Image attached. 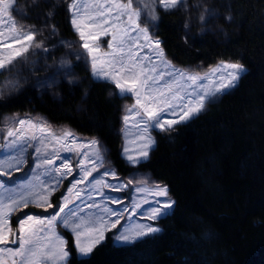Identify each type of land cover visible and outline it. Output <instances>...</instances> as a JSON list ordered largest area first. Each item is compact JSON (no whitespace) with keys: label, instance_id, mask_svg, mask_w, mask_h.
Here are the masks:
<instances>
[{"label":"trees","instance_id":"obj_1","mask_svg":"<svg viewBox=\"0 0 264 264\" xmlns=\"http://www.w3.org/2000/svg\"><path fill=\"white\" fill-rule=\"evenodd\" d=\"M47 1L30 10L38 16L32 20L43 28L39 17L50 18L54 44L73 42L72 67L82 80L71 82L62 70V80L48 84L66 48L46 50L54 56L53 69L37 71L23 90L0 98V126L13 113L40 114L55 126L97 137L121 174L148 172L175 200L173 211L158 220L162 230L132 244L117 245L109 234L83 257L68 233L69 264H264V0L213 1L223 30L218 34L208 29V12L189 26L181 7L158 6L152 29L175 63L191 67L233 60L247 70L196 117L157 132L150 156L137 166L122 155L124 97L113 83L94 79L76 56L79 38L67 2L54 5L51 15Z\"/></svg>","mask_w":264,"mask_h":264},{"label":"rangeland","instance_id":"obj_2","mask_svg":"<svg viewBox=\"0 0 264 264\" xmlns=\"http://www.w3.org/2000/svg\"><path fill=\"white\" fill-rule=\"evenodd\" d=\"M60 1H66L68 7H70V0H48L50 13L53 15L57 5ZM215 0H185L186 7L181 6L185 16L187 17V23L190 26L192 23H198L201 16L207 15V26L210 31H215L218 34L219 31H223L220 27L217 19L218 6L214 5ZM41 0H16L14 7L11 11V15L16 23L22 26L28 32L36 33V41L42 46L37 48H31L23 58L18 59L15 64L7 69L0 71V98L16 94L23 90L32 80V76L42 71L52 70L54 63L53 54H46V50H52L58 46H64L66 49L59 56L58 68L48 75L46 79L48 84L55 85L62 80L60 71L65 70L67 72L65 78L71 82H79L82 80V76L78 74L77 69L72 67V41H62L58 44H54L52 41L57 34L51 32L53 25L49 21L50 18L44 16L39 17L43 20V28H37L34 24L33 18L38 16L31 14L30 10L35 9ZM114 0H79V5H82L86 12L92 13L96 7L113 3ZM57 3V4H56ZM55 5V9H54ZM134 8L141 12L139 22L142 27L149 29V34L152 40L160 39L155 35L152 25L158 20H149L148 17L155 15L159 17L157 8L159 3L157 0H133ZM209 7V8H208ZM53 12V13H52ZM70 20H72V14L70 13ZM72 24V23H71ZM72 27L74 28L73 24ZM75 29V28H74ZM0 31L3 32V36H0V44H9L10 48L0 46V54H8L10 51L18 49L28 42L14 43L7 39L11 33L8 31L3 21L0 20ZM76 31V29H75ZM86 33L89 29H84ZM79 38V45H76L78 50L76 56L87 64L92 73L94 79L105 80L113 83L110 80L98 78L93 75L90 65V57H87L86 50L82 47L84 40H81L79 33L76 31ZM133 37L138 33L132 32ZM92 43L91 40H88ZM106 42H111L110 36H101L96 43L100 45L101 52H108L110 49L107 47ZM144 41L141 39L138 41L137 46L133 49L139 53V58L148 57V60H143V63L147 68L152 67V63L157 66V77L159 72H163L164 78L159 81L157 85L161 89L164 88L166 82L171 83L176 81L173 85V92H179L180 95L185 96V100L193 99L197 93L203 91L201 87L190 86L191 82L186 79L188 75H200L204 76L206 73L216 68L219 65L226 63H240L244 66L246 72L247 67L239 62L233 60H220L215 64L205 66L203 64H197L191 67H185L175 63L169 56H167L164 48L160 42V47L163 50V59L168 63H161V58L156 54L154 48L143 47L141 45ZM170 65V66H169ZM168 73H172L168 75ZM180 73L185 74V78L180 77ZM221 73H217L213 79H218ZM240 76V78H241ZM239 78V80H240ZM238 80V82H239ZM237 82V84H238ZM114 84V83H113ZM236 84V85H237ZM115 85V84H114ZM198 85H204L209 88L212 85L208 80H201ZM116 91L120 96L124 97L122 104V155L131 166H137L141 161L146 160L156 144V134L161 130L159 128L150 127L143 123L147 117L144 115L143 109L136 103L137 97L132 93H121L116 87ZM234 88V87H233ZM232 88L223 92L229 91ZM221 93L215 96L209 97L204 108L207 104L218 97ZM189 93L191 95H185ZM169 97L172 93H167ZM173 104L178 101H171ZM141 115H137V112ZM178 111V109H177ZM193 116L191 119L196 117ZM166 119H178V117L166 116ZM190 119V120H191ZM31 121L34 127L25 126L24 129H20L24 133L25 137L36 136L37 139H29L25 144L12 145L13 138L7 136L9 129H19V121ZM189 121V120H188ZM187 121V122H188ZM184 123V122H182ZM181 124V123H179ZM148 127V131L144 132V128ZM144 137H150L154 143L148 149L149 155L146 159L139 156L140 151L143 150V145L147 142ZM97 141V145H92L91 141ZM72 148L76 151H67L66 149ZM36 149L40 150L38 155ZM99 153L101 159L96 160V154ZM85 154L89 157L85 159ZM132 156L139 160L138 163L133 164L128 157ZM63 158V159H61ZM51 159L53 164H43L44 160ZM95 161V163H93ZM67 162L71 165L72 172L70 175L61 177L60 173L55 171L56 167H60L61 172H67V169L63 167V163ZM42 165V166H41ZM95 167V171L91 172V175L86 180L81 181L83 177V169H91ZM114 174V175H113ZM97 181L100 183L97 184ZM0 207L4 204L13 206V201L19 202V206L15 207V211H10L9 227L12 232L9 233V243L7 245L0 244V247H11L14 250L17 249L18 244L11 243L13 238L19 237L18 221L26 219L29 215L47 221L54 214L58 216L54 224V228L57 234L61 235L66 241V248L69 251V260L72 255V251L69 245V235L71 234L74 243V234L69 228H66L63 220H67L70 224L80 223L85 226H99L100 218L103 217L109 224L116 219L120 220V223L115 229L105 232V239L108 235L112 237V241L117 245L132 244L147 236L137 238L134 242H122L116 241L114 236L123 232L129 235H134L136 231L141 227H157L162 230L158 223V220L166 215L161 216L158 219H149V210L157 207V201L161 204L169 201H174L171 209L164 211L167 214L171 213L175 206V200L168 191L167 196H156L154 192L159 188L168 187L155 181L148 172L133 171L128 175L121 174L115 165L112 163L108 156V152L102 141L97 137L85 136L77 133L68 126H55L51 124L44 116L40 114L29 113H13L7 115L4 118L0 126ZM75 185V187H73ZM108 185V186H105ZM79 193V196H77ZM65 198H67L68 206L64 208ZM27 201V206H24V201ZM113 200L116 202L114 203ZM147 201V202H145ZM51 205L49 207L48 205ZM91 205V207H90ZM99 205V207H96ZM139 205V207H137ZM109 208L119 213L118 216H111L108 213L103 212V208ZM60 208H64V212H59ZM32 228L43 227L46 231L40 233V236L51 235L47 232L48 225H36L34 222H30ZM159 231V232H160ZM102 241L101 243H103ZM98 246V245H97ZM68 260V264H69ZM2 264V261H0ZM6 264H12V258L6 259Z\"/></svg>","mask_w":264,"mask_h":264},{"label":"snow or ice","instance_id":"obj_3","mask_svg":"<svg viewBox=\"0 0 264 264\" xmlns=\"http://www.w3.org/2000/svg\"><path fill=\"white\" fill-rule=\"evenodd\" d=\"M16 0H0V20L11 33L7 37L14 43H28L18 49L10 51L8 54H0V71L7 69L15 64L18 59L33 47H41L42 45L36 41V33L26 31L22 26L18 25L11 15ZM160 7L165 11L176 10L181 6L186 7L185 0H157ZM69 11L72 14L71 23L76 31L79 33L81 40H84L82 47L86 50L87 57H90V65L93 75L112 81L116 87L123 93H132L137 97L136 103L143 109L144 115L147 117L143 123L150 127L167 130L174 125L187 122L193 116L198 115L205 106V102L209 97L215 96L225 90L236 86L241 74L245 68L240 63H226L212 69L210 73L204 76L188 75L186 79L191 82L190 86H198L203 89L202 92L197 93L193 99L185 100L184 95L179 92H173V85L177 83L166 82L164 88L161 89L157 85L160 80H163L164 73L159 72L157 77V66L152 63L151 68L143 63V60H148V57L139 58V53L133 49L137 46L139 40H143V47L154 48L156 54L161 58V63L167 64L168 62L163 59V50L160 47L159 40H152L147 27H142L139 18L141 12L134 8L133 0H114L113 3L96 7L95 11L88 13L82 5H79V0H70ZM149 20L158 19L157 16L152 15L148 17ZM204 19L203 16L200 17ZM89 29L86 33L84 29ZM132 32L138 33L133 37ZM0 36L3 32L0 31ZM101 36H110L111 42H106L107 47L110 49L108 52H101L100 45L96 43ZM91 40L92 43H89ZM5 48H10L9 44H0ZM78 58L79 57L78 55ZM170 66V65H169ZM221 73L218 79H213ZM172 73H168L171 75ZM181 78H185L184 73H180ZM201 80H208L212 85L211 88L198 85ZM167 93H172L169 97ZM185 95H191L186 93ZM171 101H178L173 104ZM178 109V111H177ZM137 115H141L138 111ZM178 117V119H166V116ZM19 129H9L7 136L13 138L12 145L25 144L29 139L35 140L36 136L25 137L20 129H24L26 125L34 127L31 121H19ZM148 131V127L144 128V132ZM147 141L143 145V150L140 151L139 156L146 159L149 155L148 149L152 146L154 141L150 137H144ZM92 145H97V141L90 142ZM67 151H76V149L68 148ZM37 154L40 150L36 149ZM85 159L89 157L85 154ZM63 159V158H61ZM96 160L101 159L99 153L96 154ZM128 159L133 163H138L139 160L129 156ZM51 159L44 160L43 164H53ZM95 163V161H93ZM41 165V166H42ZM63 167L67 172H61L60 167H56L55 171L60 173L61 177L70 175L72 172L71 165L67 162L63 163ZM95 167L91 169H83L82 180H86ZM114 175V174H113ZM100 182L97 181V184ZM2 186V183H0ZM108 186V185H105ZM75 187V185H73ZM156 196H167L168 190L166 187L159 188L154 192ZM79 196V193H77ZM115 203L116 201L113 200ZM147 202V201H145ZM157 207L149 210V219H158L163 215H167L166 209H171L174 201H169L161 204L156 202ZM15 207L19 206V202L13 201ZM24 206H27V201H24ZM51 207V205H48ZM68 206L67 198H65L64 208ZM15 207L4 204L0 207V244L7 245L9 243V233L12 229L9 227L10 211H15ZM91 207V205H90ZM99 207V205H96ZM139 207V205H137ZM64 208H60L59 212H64ZM104 213L111 216H118L119 213L109 209L103 208ZM58 219L57 215H53L47 221L37 219L29 215L26 219L18 221L20 236L13 238L11 243L18 244L17 249L11 247H0V261L6 264L8 257L12 258V264H68L69 251L66 248L67 241L59 234L56 233L54 224ZM30 222L36 225H44L47 223V232L51 235L40 236L46 230L43 227L32 228ZM66 228H69L74 234V247L77 254L83 257H88L94 248L101 244L105 239V232L115 229L120 223L119 219L112 221L110 224L100 218L99 226H85L80 223L70 224L67 220H63ZM157 227L147 226L141 227L134 235L126 233H119L114 236L116 241L134 242L137 238L147 236L152 233L159 232Z\"/></svg>","mask_w":264,"mask_h":264}]
</instances>
